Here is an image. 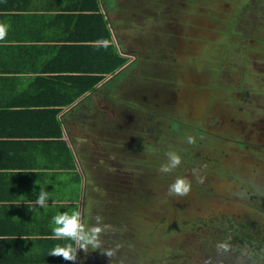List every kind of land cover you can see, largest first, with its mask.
<instances>
[{
  "label": "rangeland",
  "instance_id": "rangeland-1",
  "mask_svg": "<svg viewBox=\"0 0 264 264\" xmlns=\"http://www.w3.org/2000/svg\"><path fill=\"white\" fill-rule=\"evenodd\" d=\"M103 8L128 60L71 130L99 145L76 264H264V0Z\"/></svg>",
  "mask_w": 264,
  "mask_h": 264
},
{
  "label": "crops",
  "instance_id": "crops-1",
  "mask_svg": "<svg viewBox=\"0 0 264 264\" xmlns=\"http://www.w3.org/2000/svg\"><path fill=\"white\" fill-rule=\"evenodd\" d=\"M106 1L99 0L104 15ZM61 2L0 0V135L4 133L0 136V264H53L38 259L59 255L58 244H66L70 233L75 258L66 264H76L89 237L90 221H85L83 208L86 212L87 205L101 202L94 188L99 186L98 174L88 163L98 158L99 145L96 140L74 138L71 130L86 128L87 122L77 120L79 103L94 97L103 80L94 91L60 107V138L34 134L38 129H55L47 112L48 101L55 99L48 78L68 71L71 53L76 51L61 41L70 29L68 18L55 10ZM111 24L108 20L111 42L121 54ZM86 113L84 109L81 114ZM69 152L73 168L67 166Z\"/></svg>",
  "mask_w": 264,
  "mask_h": 264
},
{
  "label": "trees",
  "instance_id": "trees-1",
  "mask_svg": "<svg viewBox=\"0 0 264 264\" xmlns=\"http://www.w3.org/2000/svg\"><path fill=\"white\" fill-rule=\"evenodd\" d=\"M13 7L23 8L22 5ZM55 10L60 11L70 21L69 35L63 37L61 41L64 43L62 44L69 47L71 51H76L71 53V65L67 68L68 71L54 73L48 78L52 82L51 88L55 99L48 101L51 109L47 112L52 117L55 129H38L37 133H34L46 138L62 136L61 123L57 118V114L61 110L60 107L71 105L80 96L94 91L106 74L114 73L128 60V57L120 54L111 42L108 20L100 10L99 0H62L61 5L56 6ZM82 21L83 25H80ZM62 84H64L63 87H61ZM3 134L2 132L0 136H4ZM69 155L71 162L67 166L73 168L72 154L69 152ZM66 239L64 241H66L67 248L64 242L58 244L59 255L40 257L38 260L53 264L73 262L75 240L72 233ZM63 246L65 247L64 252L60 253Z\"/></svg>",
  "mask_w": 264,
  "mask_h": 264
},
{
  "label": "flooded vegetation",
  "instance_id": "flooded-vegetation-1",
  "mask_svg": "<svg viewBox=\"0 0 264 264\" xmlns=\"http://www.w3.org/2000/svg\"><path fill=\"white\" fill-rule=\"evenodd\" d=\"M131 1L136 2V1H138V0H131Z\"/></svg>",
  "mask_w": 264,
  "mask_h": 264
},
{
  "label": "bare ground",
  "instance_id": "bare-ground-1",
  "mask_svg": "<svg viewBox=\"0 0 264 264\" xmlns=\"http://www.w3.org/2000/svg\"><path fill=\"white\" fill-rule=\"evenodd\" d=\"M122 54V53H121Z\"/></svg>",
  "mask_w": 264,
  "mask_h": 264
}]
</instances>
